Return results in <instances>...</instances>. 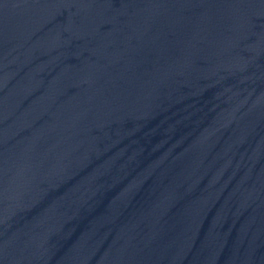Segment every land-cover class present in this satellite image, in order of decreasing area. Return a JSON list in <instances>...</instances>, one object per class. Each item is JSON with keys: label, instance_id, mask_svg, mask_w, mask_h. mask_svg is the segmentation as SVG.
Wrapping results in <instances>:
<instances>
[{"label": "water", "instance_id": "95a60500", "mask_svg": "<svg viewBox=\"0 0 264 264\" xmlns=\"http://www.w3.org/2000/svg\"><path fill=\"white\" fill-rule=\"evenodd\" d=\"M0 264H264V0H0Z\"/></svg>", "mask_w": 264, "mask_h": 264}]
</instances>
